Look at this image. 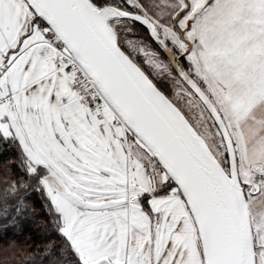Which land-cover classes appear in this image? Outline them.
<instances>
[{
    "label": "snow or ice",
    "instance_id": "obj_1",
    "mask_svg": "<svg viewBox=\"0 0 264 264\" xmlns=\"http://www.w3.org/2000/svg\"><path fill=\"white\" fill-rule=\"evenodd\" d=\"M0 264H264V0H0Z\"/></svg>",
    "mask_w": 264,
    "mask_h": 264
}]
</instances>
